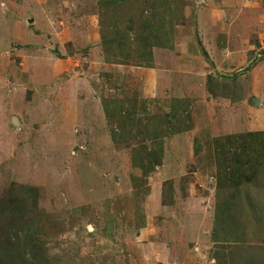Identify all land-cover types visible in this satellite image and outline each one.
<instances>
[{
  "label": "rangeland",
  "instance_id": "1",
  "mask_svg": "<svg viewBox=\"0 0 264 264\" xmlns=\"http://www.w3.org/2000/svg\"><path fill=\"white\" fill-rule=\"evenodd\" d=\"M140 12L161 27L151 66L107 62L139 51L134 34L110 56L103 41ZM103 101L133 115L118 144ZM171 126L162 165L134 188L131 149ZM237 133L264 134V0H127L113 11L0 0V199L12 183L37 189L27 217L44 264H242L244 252L264 264V162L236 197L240 242L220 250L212 237L229 194L216 186L213 140Z\"/></svg>",
  "mask_w": 264,
  "mask_h": 264
},
{
  "label": "trees",
  "instance_id": "2",
  "mask_svg": "<svg viewBox=\"0 0 264 264\" xmlns=\"http://www.w3.org/2000/svg\"><path fill=\"white\" fill-rule=\"evenodd\" d=\"M126 2L127 0H99L104 10L111 8L112 11L116 7L121 8ZM131 16L135 20L132 17L125 18V22H121L124 28L115 31L111 40L103 41L104 50L105 54L110 56L109 51L112 46H115L116 49L123 48L125 46L123 41L129 37V34H134V44L139 47V51L122 55V60H113L107 57L106 61L119 65H130L132 61L136 67H150L153 60L152 48L158 45L154 43L156 39L161 38L158 37L161 27H154L142 12ZM135 23L136 27H134ZM118 53L111 54V56H116ZM102 105L108 122L113 121L114 124L119 125V128H113L111 131L113 142L118 144L128 138V134L131 135L127 129L129 124L132 125L130 119L133 115L126 113L117 102L103 101ZM175 112L171 111L168 115L156 116V119H161L159 125H163L168 117L175 119ZM146 118L147 121H152L155 117ZM156 123L158 124V122ZM171 128L172 126L168 133L165 128H161V135H158L157 131L146 130L141 133L140 137V142H144V144L131 149V163L141 172V179H135L133 183L134 188L146 185L147 177L162 165L164 152L161 139L172 135ZM185 130H188V127ZM130 137L134 138L135 136ZM262 139H264L263 133H237L213 140L216 186L219 191L228 190L229 192L221 199V203L216 206L214 211L212 237L214 242L221 245L220 250H230L232 249L229 247L230 244L240 242L238 232H241L243 227L239 222L242 202L236 197L244 186L251 185L258 177L261 164L264 162V157L259 156V150H257L264 142ZM37 201V189L17 186L15 183L9 186L5 197L0 199V264H44L43 253L36 243L35 222L31 220L32 218L29 219V222L27 217L28 205L34 209L37 206ZM249 205L252 213H255L253 204L249 203ZM220 250L218 249L217 252L223 254ZM215 254L217 255V253ZM236 257L242 264L255 263L252 255L246 254V252L239 253ZM217 262L218 260L215 261V264Z\"/></svg>",
  "mask_w": 264,
  "mask_h": 264
},
{
  "label": "water",
  "instance_id": "3",
  "mask_svg": "<svg viewBox=\"0 0 264 264\" xmlns=\"http://www.w3.org/2000/svg\"><path fill=\"white\" fill-rule=\"evenodd\" d=\"M13 123L14 125H18L17 120L15 118H13Z\"/></svg>",
  "mask_w": 264,
  "mask_h": 264
}]
</instances>
